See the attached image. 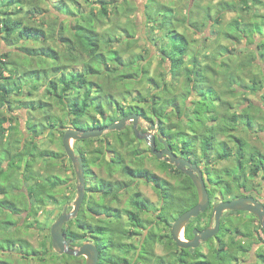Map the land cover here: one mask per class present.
I'll return each instance as SVG.
<instances>
[{
  "label": "trees",
  "instance_id": "1",
  "mask_svg": "<svg viewBox=\"0 0 264 264\" xmlns=\"http://www.w3.org/2000/svg\"><path fill=\"white\" fill-rule=\"evenodd\" d=\"M67 1L69 0H61L59 5L55 7L59 16L62 13L73 16L72 10L68 8ZM84 1L88 4H97L99 10H79V13H81L82 17H84V20L81 19L71 27V24L68 25L65 23L70 22V20L61 22L59 17H54V23L49 25L44 20L39 22L37 20L38 17L40 18L39 12H44V10L41 9L38 1L15 0L16 5L12 7H14V9L19 13L24 11L23 5L29 6V8L25 11L27 20H24V18L14 17V12L10 10L12 8L11 5L13 0H0V2L6 3V6H3V8L0 6V39L3 41L2 44L5 43L6 47H9L7 51L0 55V150H2V153L0 152V179H2L0 180V196L1 194L5 195L7 191L3 179L4 174H7L8 180L11 177L15 180L17 174L20 175L23 185L28 184L31 181H38L40 178L42 181L41 187L35 189V191L34 188H28L29 190L27 194L29 196V204L27 206L16 211L15 209L11 210L5 206L1 207L0 205V209H2L3 213L9 211L13 216L20 217L22 213L29 211V216L38 215L39 211L43 209V206L47 205L49 199L52 195H54V192L65 184V181H63L59 175H52L51 173L46 172V176L41 177L37 174L38 172L36 170V166L40 162L43 163L42 166L45 171L50 170L51 167L55 165V159L58 158L57 154L40 147L37 143V138L39 136L47 132L50 134L52 130L58 131L59 127V124H57L58 120L47 109L49 104H47L44 100H40L38 104L33 103L32 100L30 101V96L34 94L35 91H39L41 85L44 86V91L46 92V95L51 98V100L58 102L68 110L67 115L69 117H73L70 124L74 127V129H100L118 122L121 118L130 114H140L148 121H153V118L155 117L161 124V133L166 134L167 131V134L172 135L173 139L179 138V134L182 131L185 132L187 137L190 135L199 137L200 133L196 130L199 125H203V130L208 133L211 132L212 138L209 139L203 146L201 155L202 158H210L212 139L215 138L219 143L223 142V144H225L227 139L235 141V147H237V149L234 152L238 155V158L236 159L238 169L234 172L235 176L231 175V182L235 183L240 174L244 173L246 176L248 168L247 165H251L250 162H252V165L250 166L252 178L258 176L261 171L264 172V154L259 152L262 162L256 165L254 162L255 156L246 154L244 150L248 143L243 138L236 135L238 132L242 131L251 133L257 121L259 122V131L261 133L264 131V117L258 116V114L264 113V108L259 107L256 102H252L247 98L248 94L257 95L259 92H264V78L261 80L260 77H258V79H253L251 85L247 87L248 89L245 84V88L242 89L243 91H239L237 86H229L228 84L223 83L222 85H225V88L221 86V89L224 91L226 90V92L224 94L220 93L219 88L214 85H216L215 81L222 75V73H216L214 67H212L210 80L207 77L208 74L203 73L206 66L202 68L203 63L207 60H202L200 58L198 61V56L202 55V52L199 50V48H201V44L198 45L199 47H196L194 40L178 29L183 27L182 29H185V31H193L195 33L194 35H198L199 33H202L201 29L204 26L205 28L210 27L208 24L209 22L205 23L202 21L200 23L197 16L193 15L191 17L192 4L190 7H186L188 12L186 11V14L184 15L181 11L183 9L180 7L184 0H173L174 4L172 2H164L166 0L146 1L145 10L143 11L147 17L149 34L154 37L153 45L155 46V58H159L161 63L164 62V65H168L163 67L160 74H152L150 71V58L153 53H150L148 58L139 60L136 64L133 59L126 62L122 56L118 55L116 56L117 60L114 61L116 62L115 68L110 69V71L108 54H106L105 51L100 52V47L92 48L89 52H87V55L85 54V47L83 46V39H85V36H82L79 41L78 46L80 50L77 48L79 55L76 56L72 53L73 44L67 43L71 40L69 38L70 35L67 32L69 27L71 28L73 34H76V27L80 25L78 28H80L83 33L85 30L89 29L90 32L98 35L97 33L99 30L97 27L99 24L109 21L112 17H115L118 20L122 18V15L131 16L134 14V11H136L134 10V6L131 7L129 0H124L123 2H121L122 0ZM234 1L235 5L233 6L229 4L226 9L227 11L234 12L237 10L239 4L243 0H238L240 3L236 0ZM259 1L260 0H244L242 3L245 4V10L247 8L250 10L251 4L248 5L247 3H256ZM27 2L29 5L26 4ZM196 2L197 0L194 1L192 7ZM8 3H11V5L8 6ZM168 4H173L174 6L176 5V10H169L171 7L168 6ZM122 5H125V10H119ZM91 7H93V5ZM154 10H157V13L154 14ZM173 11H176V13H173ZM216 20L218 21L220 18L217 17ZM254 22L255 21L253 20H247L244 22L235 20L230 25V27L233 26L231 32H229V28L226 29L227 31L225 33V37L235 40L250 37L252 40L257 34H261L264 38L263 33H258L260 31L264 32V23L260 25L259 23L256 24ZM49 31H56L57 33H50ZM64 34H66V36ZM212 35L205 37L203 41L212 42L213 44L217 43L219 41V36L217 35H220V33L215 35V37ZM130 37L132 39L128 40V49H131V41L135 40L132 34H130ZM33 40H35L34 42L37 44L41 43L43 47L45 44H48L49 40L55 41L58 45L66 44L68 51H55L56 53H54L53 50L47 49V55L51 53L56 59L51 60V58H48L45 67L42 69L38 64L27 66L21 62H10L12 52H14L12 47H14L15 50L26 52L24 53V57L26 59L32 58L33 60H36L39 54H43L40 56H44V53H40V51H37V54H35L36 52L32 53L31 50L28 49L27 45ZM256 42L257 40L254 39L251 43L255 44ZM204 47L208 48L207 44H205ZM256 47L260 51L251 52L250 63L245 65L244 70H249L248 67H254V65L258 63L259 59L264 62V41L257 44ZM2 50L3 49L0 51ZM32 50L35 51L36 48H33ZM216 56L217 54L215 53L211 56L213 61L217 60ZM188 57H191L190 65L193 66V68H188ZM130 58H132V56H130ZM144 62H147L146 65H144ZM78 65H82V68L77 69L76 66ZM211 66L215 65H210V67ZM262 72L264 73V68ZM5 73H8V75L5 76ZM202 73L203 76H205L204 79L207 80L206 83L211 82L209 95L207 98H204L205 101L208 99L211 102L205 103L203 110L201 105H194L198 104L197 102H199L200 99L199 95L204 92L202 87L198 85V81ZM28 74L30 75L29 78ZM93 78L103 79V82L99 83L93 80ZM160 79L162 81L161 84L159 82ZM226 79L228 82L233 83L234 74H228ZM169 80L171 81L168 84ZM178 80H182V83L185 82L189 84V87L183 89L182 91H177L179 93L178 95H171L167 86L171 89H176ZM193 80L195 82L197 81V84H192ZM146 81H148V85H150L146 94H144L146 98L143 96L142 90H140L138 94L131 99V102H133L134 105L127 103L121 104L112 92L114 91L115 84H118V88L120 90L123 89L122 93L126 94L128 92L129 94V92L132 91V88L137 89V87L143 86ZM159 84L160 86H163L159 87ZM124 87L126 89H124ZM229 87H231V90H229ZM42 93L44 94V92ZM227 96H230L233 99H236L237 97H242L241 99L245 98L246 102L249 101V106L247 108H240L239 106H236L235 103L225 100L224 98ZM261 99V101L264 102V94H262ZM140 100H143L144 105H141L142 101L140 102ZM104 101L109 102L110 104L108 106H104ZM111 105L113 107L111 109L113 113H116V116L104 119V112L107 109H110L106 107H111ZM145 105H147V107H145ZM15 107H24L31 112L40 109L44 111L47 117L44 121H27V133H29V139L26 140L24 137L26 142L14 139L12 143H10V146H8L2 139L9 136V131L14 132L18 130L16 127L18 118L15 113H13ZM254 107L257 108L256 113L254 115L249 114V109L252 110ZM204 108L207 109L204 110ZM216 108L218 111L214 110ZM205 111L206 115L204 113ZM203 114L206 118H208L207 121L203 120ZM98 116L100 118H96ZM6 123H9L10 126L5 127ZM63 125V123H60L61 127ZM165 125H167V128H165ZM260 127L263 128L262 131L260 130ZM62 134L64 136L65 131ZM128 134H132L129 129L121 132H107L103 135V137L77 141L75 143L77 144V146L75 145V150L82 156L84 161L86 179L91 175L92 165L103 166L105 168L107 167L106 169L110 171L109 174H113L115 168L119 165L118 158L116 157L121 149L118 148L121 144L120 137ZM219 134L224 136L225 140H220L218 137ZM108 136H111V138H108ZM92 142L95 143L94 146L91 145ZM79 143H86L87 147L81 148L78 145ZM194 144L196 145V143ZM12 146H17L16 151H11ZM89 148H92L91 151L95 154L91 161L88 160L90 155L88 154ZM123 149L124 148H122V150ZM187 149L188 148L185 146L186 152ZM2 156L4 158H2ZM218 158L221 160H227L228 156H226V154H219ZM142 176L147 177L149 181L154 182L157 191H160L162 186L159 178L153 176L152 174H144ZM186 180L185 181L188 184L186 187V195H181L180 191L175 193L174 189H164V201H166L165 205L167 206V209L172 211V221L176 219L177 215H182L189 209L193 208L198 201L197 191L193 182L188 177ZM98 183L99 186L94 187L95 190H101L103 191L102 193L107 196L111 194L109 190L112 189L114 192L113 201L118 199L117 190L119 188L117 183L106 182L104 179L98 180ZM227 183L225 192L224 190L221 191L224 197H230L234 193L229 185L230 182ZM246 183V178L243 183H237L238 185L236 184V190L239 191L238 189L247 186ZM209 194L210 197H212L211 191H209ZM186 199H194L196 203L192 202L189 204ZM133 201L134 206L141 209L140 206L143 205V202L138 198ZM1 202L2 201L0 200V203ZM93 206L96 207L94 212L98 210L97 213L99 214L106 213L108 215H115V211L111 207H108L99 201H94ZM85 214L86 210L83 205L78 218L76 220H70L64 226V234L67 239H72L73 241L75 240L74 246H78L83 243L88 236L87 229L89 228L88 230L96 235L94 238H96V245L99 250L107 248L115 251L114 254L111 253L108 255V259H106L107 263L115 262L116 259L119 258V254L122 253V251L126 250L125 253H128L127 251L133 249L131 245L122 241V235L127 233V230L123 227L122 222H115L112 220L104 222L98 220L96 225L93 226L86 223ZM130 215L133 221H136L139 225H141L137 214L132 212ZM205 215L206 214H202L201 217ZM5 222L4 217L0 216V256H2L0 264H21L22 260L26 259V262H28L32 260V257L38 258V262H41L39 258L41 256L38 257L39 251L33 248L26 240L22 238L18 239L20 237L19 222H8V220ZM6 228L8 229V232L6 231ZM10 229H14L12 231L14 233L13 237L8 234ZM192 229L193 223L190 222L185 230V236L188 240L193 238ZM222 233L223 230L221 228L219 235L221 236ZM218 239V245L212 249V252L209 250L207 254H204L201 252L202 247L183 250L185 254L179 256L178 258L171 259L170 264H233L237 259L235 257L237 251H244L245 253L247 251V246L244 245L242 241H235L234 239H231L229 243H226L222 240L223 236ZM151 240L156 241L155 237L151 238ZM170 241L172 242L170 246L171 248L176 250L179 249L172 238H170ZM2 242H6L8 245L3 246ZM212 242L213 239L208 244H212ZM17 245H19V249L18 252L15 253L13 248ZM170 247L167 246L169 249ZM51 249L52 243H50L48 247L47 245H44L42 252L43 264H63L61 258L59 259L55 253L50 255ZM233 250H236V253ZM142 253L141 256L143 257H145V254L148 253L145 247L143 248ZM16 254L20 257V262L13 263L12 257ZM45 256L48 257V260L45 259ZM172 256H174V254ZM60 257H64L68 260L72 259V257L66 255ZM154 257L157 261L162 260L163 256L155 255ZM261 258L264 261V255H262ZM55 259H59V261L57 262ZM26 262L25 264H29Z\"/></svg>",
  "mask_w": 264,
  "mask_h": 264
},
{
  "label": "rangeland",
  "instance_id": "2",
  "mask_svg": "<svg viewBox=\"0 0 264 264\" xmlns=\"http://www.w3.org/2000/svg\"><path fill=\"white\" fill-rule=\"evenodd\" d=\"M37 1L41 9L44 10V12H39L40 18L38 17L37 20L39 22L44 20L46 21V23H48V25L54 23L55 21L54 17H57V18L59 17L61 22L70 20V22H65V23L68 25L71 24V27H72L74 26V24H76V22L80 21L81 19L84 20V17H82L81 13H79V10H96V11L99 10V7L97 4H88L84 0H77L76 2L75 0L72 6V9H71L73 12V16L69 15L68 17H63L64 19H62V16H59L56 10H52L53 7L57 6V5H54L55 4L54 0H34V2H37ZM123 1L124 0H122L121 2ZM145 1L147 0H129L131 7L134 6L135 8L134 10H136L134 11V14H132L131 16L122 15V18L118 20L115 17H112V19H109V21L99 24L97 27V29L99 30L97 33L98 35L90 32L89 29L85 30L83 33L82 30L78 28V26L80 25L76 27L77 28L76 34H73L71 31V28L69 27V30L67 32L70 35L69 38L71 40L69 39L70 42H67V43L73 44L72 53L75 54L76 56L79 55L78 54L79 51L77 50V48L79 49V46H78L79 41L82 38V36H85V39H83V42H84L83 46L85 47L84 49L85 54L87 55L88 54L87 52H89L92 48L100 47V52L105 51L106 54H108V57H109L108 60L110 62L109 71L110 69L115 68L116 62L114 61L117 60L116 56L118 55L122 56V58L126 62L130 59H133L136 64V62H139V60H143V58H148L150 53H153L150 58L152 60L150 71L152 74L154 73L160 74L163 67L166 66L167 64L164 65V62L161 63L159 58H155V48H154L155 46L153 45L154 37H152V35L149 34V28H148L149 26L147 25L148 24L147 17L143 11L145 9L142 7ZM194 1L195 0H184L183 4L180 6L183 9L181 11L184 15L186 14V11L188 12V10H186V7L188 8L190 7L191 4L193 5ZM236 1L240 3V1L238 0ZM242 2L239 4L237 10H235L234 12H229L226 9L228 8L229 4L233 6L235 5L234 0H197V2L194 4L193 7L191 5V8H192L191 17L193 15L197 16L200 23L202 21L205 23L209 22L208 24L210 25V27L205 28L204 26L201 29L202 33H199L198 35H194L195 33L193 31H185V29H182L183 27L178 28L180 29L181 32L185 33L189 38L194 40L195 46H198L201 44L200 45L201 48H199V50L202 52L201 54L203 55H207L208 53L217 54V58L220 59V62L216 63L215 66H211V67L206 66V69L203 71V73L208 74L207 77L210 80H211V73H212L211 68L212 67H214L216 73L218 74L222 73V75L216 79L215 81L216 85H214L215 87L219 88V91L221 94H224L226 92V90L224 91L221 89V86L225 88V85H222L223 83L228 84L229 86H234V87L237 86L239 91H243L242 89L245 88V84H246V88L249 87L253 79L255 78L258 79V77H260V80H261L264 78V73L262 72L264 68V62H262L260 59L258 63L254 65V67L250 68L246 66L249 68V70H244L245 65H247V63H250L251 52L260 51L256 47V45L264 41L263 35L257 34L252 39V40L254 39L257 40L255 44L251 43L252 40L250 39V37L248 38L244 37L239 40H235L232 38L229 39L225 37L226 36L225 33L227 31L226 29L229 28V32H231V29L233 26L230 27V25L235 20H239L241 22H244L247 20H253L255 21L254 23L256 24L259 23L260 25L264 23V0H260L259 2H256V3L248 2L247 3L248 5L251 4L250 10L248 8L245 10V4H243ZM26 4L29 5L28 2ZM173 4H171L172 7L169 10H176V5L174 6ZM247 4H246V7H247ZM7 5L8 6L11 5V3H8ZM14 5H16L15 0H13L11 7ZM92 5L93 7H91ZM0 6L1 8H3V6H6V3L0 2ZM23 8H24V11H21V13L17 12L14 9V7H12L10 10L14 12V17L24 18V20H27L26 19L27 17L25 16V13H26L25 11L29 8V6L23 5ZM125 8H126L125 5H122V7L119 8V10H125ZM153 13L154 14L157 13V10H154ZM173 13H176V11H173ZM182 13L181 15L183 16ZM217 17H219L220 20L217 21L216 20ZM49 32L57 33L56 31H49ZM211 32L213 34V37H215V35L220 33V35H217L219 36V41L215 44H213L212 42L203 41L205 37H208L209 35H211ZM258 33L264 34V32H261V31ZM130 34L134 36L133 38L135 40L131 41L132 42L131 49H128V43H129L128 40L132 39L130 37ZM64 35L66 36V34ZM34 41L35 40L29 42V44L27 45L28 49L31 50L32 53L36 52L35 54H37V51H40V53L41 52L44 53V56H40L43 54H39L38 57L36 56L37 57L36 60H33L32 58L26 59L24 57V53L26 52L15 50V48L12 47L14 52H12V57H11L10 62L12 63L21 62L22 64L24 63V65L26 64L27 66L32 65V64H36V65L38 64L40 68L42 69L43 67H45V64L48 61V58H51V60L56 59L54 58L55 56H53V54L51 53L47 55L46 53L47 49L53 50L54 53L59 52V51H62V52L68 51V47L66 44L58 45L53 40H49L48 44H45L44 47L41 45V43L37 44ZM2 43L3 41L0 39V50L3 49L2 51H0V55L3 52L7 51L9 48V47H6L5 43L4 44ZM205 44H207L208 48L204 47ZM4 46L6 49L4 48ZM33 48H36V50L35 51L32 50ZM130 56H132V58H130ZM146 63L147 62H144V65H146ZM76 68L80 69L82 68V65H78L76 66ZM134 70L137 71L136 69ZM203 73L201 74V77L199 78L198 85L202 87L204 92L202 94L200 93L199 95L200 99H199V102H197L198 104H194L195 106L201 105L202 110H203L205 103L211 102L208 99L206 101L204 99V98H207L209 95V88H210L211 82L206 83L207 80L204 79L205 76H203ZM228 74H234L233 83L227 81L226 77ZM7 75L8 73H5V76ZM29 76L30 75L28 74V78ZM93 80L99 83L103 82V79L93 78ZM170 81L171 80L168 81V84L170 83ZM181 81L182 80H178L176 89H173V88L171 89L169 86H167V89L170 91L169 93H171V95H174V94L178 95L179 93L177 91L179 90L182 91L183 89L189 87V84L185 82L182 83ZM159 82L160 84L162 83L161 79L159 80ZM196 82L193 80L192 84L194 83L197 84ZM148 84H149L148 81H146L143 86L141 87L139 86L137 87V89L132 88L131 89L132 91H130L129 94L128 92L126 94L122 93L123 89L120 90L117 86L118 84L117 85L115 84L114 91L112 92L121 104L127 103V104L134 105V103L131 102V99L134 98L140 90H142L143 96L146 98L144 94H146V91L150 86ZM160 84H159V87H162L163 85L160 86ZM124 89L126 88L124 87ZM229 90H231V87H229ZM42 92H44V94ZM258 94L257 95H254V94L247 95L246 94V95H247L248 100H251L252 102H256V104L259 107H263L264 102L261 101L262 100L261 97H262V94H264V92H259ZM30 97H31L30 101L32 100V102L35 104L36 103L38 104L40 100H44L47 104H49L47 109L48 111L51 112V114H53L54 117H56V119L58 120L57 124H59L58 131L52 130L50 134L49 132H47L37 138V143L38 145H40V147L54 152L55 154H57V157H58L57 159H55V165L51 167V169L48 171H45L43 169L42 162L38 163V165L36 166V170L38 172L37 174H39V176L41 177L46 176V172L51 173L52 175L53 174L59 175L60 178L63 181H65V184L54 192V195H52V197L49 199L47 205L43 206V209L39 211L38 215H32V216L27 217L25 220H22L24 217L21 219L20 217L13 216L12 214H10L9 211L3 213L2 209H0V216L4 217V222L7 220L8 222L18 221L19 226H20L19 227L20 237L18 239L22 238L26 240L28 243H30V245L33 248H35L37 251H40L41 247L44 248V245H47L48 247L50 243H52V239L50 235L52 225L55 223L56 219L62 214L66 206H68L69 208L73 206V202L75 201L77 197V180H76L75 171L62 145L63 137H64L62 133L66 131L67 129H70V128L74 129V127L70 124V122H72L71 120L73 117H69L67 115L68 110L63 105L59 104L58 102L51 100V98H49L46 95V92L44 91V86L41 85L40 90L35 91V93L32 94ZM241 98L237 97L236 99H233L230 96H227L224 99L235 103L236 106H239L240 108H247L249 106V101L246 102L245 98L243 99ZM180 100L182 101L181 98ZM140 102L142 103L141 105H144L143 100H140ZM103 104L104 106H108L110 103L104 101ZM145 107H147V105H145ZM106 108H110V109H107L104 112V119L106 118L108 119V118H112L116 116V113H113L111 109L113 108L112 105L111 107H106ZM206 109L207 108H204V110ZM214 110L218 111L217 108ZM13 111H14L13 113H15L16 117L18 118L16 122V127L18 130L14 132L9 131V136L6 137L5 139H2L8 146H10V143H12L14 139L20 140L23 142H26L25 139L26 140L29 139V133H27V121L29 120L44 121V119L47 117L44 111L40 109L31 112L28 109H25L24 107H21V108L15 107ZM256 111H257V108L255 107L252 110L249 109V114L254 115ZM204 113L206 115V111ZM205 115L203 114L202 118L204 121H207L208 118H206ZM258 116L264 117V113H260L258 114ZM96 118H100V117L98 116ZM60 123H63L64 125L61 127ZM258 124L259 122L257 121L251 133L242 131L236 134L238 137L243 138L248 143V145L245 146L246 148L244 150L246 154L255 156L254 162L256 165L262 162L261 161L262 158L259 156V152L261 154H264V131H262L263 128L261 127H260V130L262 131L263 134L259 131ZM9 126H10L9 123L5 124V127H9ZM144 127H147L146 123L144 124ZM203 129H204L203 125H199V127H197L196 131L200 133L199 137H195L193 135H190L189 137H187L185 132L182 131L179 134L180 137L175 138V140L177 139L175 141V147L176 148L180 147L179 144L181 146H186V148H188L186 152V156L194 160L192 161L194 164L204 169L205 171L204 177L207 183V187L209 191L212 192V201H211L212 204H216L221 201H225L229 199L227 197H224L221 192L222 190H224L225 192L226 186L228 184L227 182H230L229 185L231 186V189L233 190V188H235L236 186L234 184L243 183L246 178L247 184H252L257 189H260V186L262 185V181H263L261 175H258L256 180L253 178L251 180L249 179V176H250L249 173L251 172L250 166L252 165V162H250L251 165L249 164L247 165L248 168L246 166L247 168L246 176L244 173L240 174L239 178L236 179L235 183L231 182V175L235 176L234 172H236L238 169L237 162L235 161V159L238 158V155H236V152H234L237 149V147H235L234 140L230 141L227 139L225 141V144H223V142L219 143L218 140H216L213 137L214 138L212 139L213 141L211 140L212 145H211L210 158L204 159L201 157L203 146L209 139L212 138L211 132L208 133ZM81 130L86 131V129H81ZM219 135L218 137L220 140H225L224 136H221V135L219 136ZM108 138H111V136H108ZM194 143H196V145ZM75 145L77 146V144H74V148H75ZM78 145L81 148L87 147L86 143H79ZM91 145L94 146L95 143L92 142ZM16 149H17V146L11 147V151H16ZM0 152L2 153V150H0ZM219 154H226V156H228V159L227 160L219 159L218 158ZM2 158L4 157L2 156ZM91 170L95 172L96 178L109 177V175L107 174V171L104 168L98 169L95 167V165H92ZM3 179L5 182L7 191L5 195L1 194L0 200L2 202L0 203V205L1 207L3 206L8 207L11 210L15 209L16 211L18 209L20 210L24 208L25 206L29 204V196L27 194L29 190L28 188H34V191H35V189L40 188L42 185L41 178L38 179V181H31L28 184L23 185L21 176L18 174L15 180H13L12 177L8 180L7 174L3 175ZM179 179L180 177L175 176L174 174H172L170 178V180L172 181V184L182 182ZM153 200L157 204V208H158L160 206L159 197H155L153 198ZM186 201L189 204H191L192 202L196 203L194 199L193 200L186 199ZM225 215H227V213L224 214L223 220L225 218ZM246 217L248 218V215H246ZM210 220H211V216H210V212H208L203 222L204 226H207ZM226 220L227 222L224 224L222 228L223 230L222 240L226 243H229L230 240L232 239L231 238L232 234L228 233L229 232L228 231V221H229L228 216H226ZM195 221L196 219H192V223H195ZM238 224H239L240 230H242L241 226L246 225L245 223H243V221H240ZM250 227L258 229V223L254 221L253 223L250 224ZM13 230L10 229V232L8 233L9 236L11 237H13L14 235V233L12 232ZM155 230L156 232H159L160 228L158 227V225L156 226ZM6 231L8 232L7 228H6ZM166 232H168V230H166ZM243 240L244 238L242 239V241ZM218 242L219 241L217 239H214L212 244L203 245L201 248V252H203L204 254H207L209 250H211L212 252V249L218 245ZM245 242L247 244L246 245L247 251L249 250L248 252L249 253L251 252L253 256H251L250 254L247 255V253L244 255H240L238 256L239 261L237 262V264H262L260 261L262 260V258L258 259L255 254V251L260 247V245L256 244L254 247V250H251L252 242H255V241L251 242V240H245ZM2 243H3V246L8 245L6 242H2ZM263 244H262V248H260L261 250L260 253L262 255H264V248H263L264 245ZM164 246H165L164 243H161V245H157L156 252L161 255H164L166 253ZM18 249H19V245L13 248L15 253L18 252ZM56 256L59 259L61 258V261L63 264H67V262L69 261L68 259H65L64 257H60V255L58 254H56ZM45 259L48 260V257L45 256ZM59 259L57 260L55 259V260L58 262ZM149 259H150L149 255L145 254V257H143L136 264L148 263ZM1 260H2V256H0V261ZM12 260H13L12 261L13 263L20 262V257L18 256V254H16L14 257H12ZM25 262H26V259L22 260L21 264H25ZM170 262L171 261L169 260V257H167V255H164L162 257V260L156 261L154 259V264H163V263L170 264ZM26 263L38 264L39 262L37 261L35 257H32V260Z\"/></svg>",
  "mask_w": 264,
  "mask_h": 264
},
{
  "label": "flooded vegetation",
  "instance_id": "3",
  "mask_svg": "<svg viewBox=\"0 0 264 264\" xmlns=\"http://www.w3.org/2000/svg\"><path fill=\"white\" fill-rule=\"evenodd\" d=\"M196 47H199V46H196ZM210 54H207V55L202 54L201 56H198V61L200 58L202 60L203 59L207 60L206 62L203 63L202 68H204L205 66L216 65V63L220 62V59L217 58V56H216L217 60L213 61L211 57L213 54L212 53ZM190 61H191V57H188L187 58L188 68L189 67L193 68V66L190 65ZM212 61L214 64L212 63ZM141 118L142 120L140 121V124L138 125V130L143 131V133L149 136L151 134L154 135L155 148L157 149L158 152L163 153V157L158 158L157 155H155L152 152L151 141H147L145 139H139L136 136L135 131H134L133 122H130L128 123L125 130L129 129L132 132V134L123 135L120 137L121 144L118 148H121V149L119 150L118 156L116 157L118 158L119 165L118 167L115 168V171L113 172V174L112 175L109 174L110 171L106 169L107 167L105 168L103 166L95 165V167L98 169L104 168L107 171V174L109 175V177L96 178L95 172L91 170V175L88 176L86 179L87 180L86 181V194H85V200L83 203L85 210H86V214H85L86 223L95 226L98 220L104 221V222L105 221L107 222L108 220H112L115 222L116 221L122 222L123 227L125 228V230H127V233L122 235L123 236L122 241L133 247V249H131L130 251H127L128 253H125L126 250L122 251V253L119 254V258H117L116 261L112 263H107L106 259H108V255H110L111 253L114 254L115 251L113 249L109 250L107 248L103 250L98 249L99 250L98 264H136L143 258V256H141V253L144 247L146 248L148 252L147 255H150L148 264H154V259H155L154 256L161 255L156 252L157 245H161V243H164L165 245L164 247L166 250V253L164 255H167L170 261L171 259L178 258L179 256L185 254V252L183 251L184 249H180L178 247L180 250L179 249L176 250L170 247L172 243L170 241V238H172V226L181 215H177L176 219L172 221V216H173L172 211L170 209H167V206L165 205L166 201H164V194H165L164 189H167V190L174 189L175 193L180 191L181 195H186V187L188 185L186 183L187 181L186 179L188 176L186 175V173L178 170L175 165L171 164L168 161L169 156L165 154L164 152L166 150L168 152H172L177 158H185L192 164H194L192 162L194 160L186 156L185 146H181L179 144L180 147H177V148L175 147V141L177 139L176 140L173 139L172 135L167 134V131H166V134L161 133L160 131L161 124L155 117L153 118V121L152 120L148 121L144 119L142 116ZM145 123L147 124V127H144ZM152 125L155 126L154 132L152 131ZM165 128H167V125H165ZM122 148L124 149L122 150ZM91 150L92 148H89L88 150L89 151L88 154H90L88 157L89 158L88 160L90 161L95 156V154ZM76 154L80 155L77 152ZM202 171L204 174L205 172L204 169H202ZM144 174L145 175L152 174L153 176H156L157 178H159L160 184L162 186L160 188V191H157L154 182H151L148 180L147 177L142 176ZM172 174H174L175 176H179L180 177L179 180L182 182L172 184V181L170 180ZM75 175H76V172H75ZM249 175H250L249 179L251 180L252 179L251 172ZM259 175L262 176V179L264 181V172L261 171ZM100 179L101 180L104 179L106 180V182H113V183L118 184V188H119L117 190L118 199L116 201H113L114 192L112 189L109 190L111 194L107 196L104 193H102L103 191L101 190L97 191L94 189V187L99 186L98 180ZM253 179L256 180L257 176L253 177ZM263 181H262V185L260 186V189H257L252 184L246 183L247 186L242 187L238 189L239 191H237L236 186L238 184L237 183H236L237 185L234 184L236 186L235 188H233V191H234L233 195L230 197H227L229 199L225 201H232V200L241 199V198H254L255 200H257L258 202H261L264 205V182ZM155 197H159L160 206L158 208H157V204L153 200V198ZM136 198L140 199L143 202V205L140 206L141 209L134 206L133 200H135ZM210 198L212 201V197ZM94 201H99L105 204L106 206L111 207L115 211L114 213L115 215H108L106 213L99 214L97 213L98 210L94 212V209H96V207L93 206ZM213 205L214 204H212L211 202L209 209H208L209 211L207 210L205 213H203V214H207L208 212H210L211 220L209 224L207 226H204L203 222L205 220L206 215L201 217L202 215L201 214L198 218H195L196 221L195 223H193V229H192L193 231L195 229L205 230L206 228L210 227L212 223H213L212 226L213 227L215 226V221L213 218ZM73 209H74L73 206L70 208L68 207L69 212H71ZM80 211L77 214L76 218H73L71 220H76L78 218V215L80 214ZM132 212L137 214L138 219L140 221L139 223H141L142 226L139 225L136 221L132 220L131 215H130V213ZM226 213L227 215H225L224 220H223L224 215L221 219V228H223L224 224L227 222L226 216H228L229 218V221H228V231L229 232L228 233L232 234L231 238L234 239L235 241H242V239L244 238V240L242 241L244 245H247L245 240H251V242L255 241V242H252L251 250H254V247L256 244L260 245V247L255 251L256 257L260 259L262 257V254L260 253L261 252L260 248H262V244L264 243L263 242L264 230L262 229L258 218L255 215L249 212H246V211H231V212H225L224 214ZM246 215H248V218L246 217ZM27 217H29V211L22 213V215L20 216L21 219L23 218L22 220H25ZM240 221H243V223L246 224L244 226H241L242 230L239 229L240 227L238 223ZM254 221L258 223V229L250 227V224L253 223ZM190 222H192V220ZM157 225L160 228L159 232H156L155 230ZM221 228H220V231H221ZM88 229H87L88 236L83 241V243L81 245L74 246V243H75V240H74L72 248L82 246L84 243H90V244H94L95 246H97L96 238H94L96 237L95 233L93 232L91 233L90 230ZM166 230H168V232H166ZM220 231L217 235L212 237L207 243H202L200 247H202L203 245H207L212 239L213 241L214 239L219 240L218 238L219 237L221 238L222 236V234L221 236L219 235ZM154 237L156 241L151 240V238H154ZM184 238L186 239L185 232H184ZM167 246H169L170 249L167 248ZM233 251L236 253V250H233ZM248 251H246L247 255L250 254L251 256H253V254H251V252L249 253ZM42 252H43V248H41L38 253V257L41 256L39 257L41 262H39L38 264H43ZM50 252H51L50 255H52V253L57 254L53 250V248L50 250ZM246 253L244 251H237V253L235 254V257L237 259L234 261L233 264H237V262L239 261L238 256L244 255ZM173 254L174 256H172ZM164 255H161V256H164ZM60 256H64V255H60ZM69 257H72V259L71 260L69 259L67 264H86L87 262V258L84 256H81V257L69 256ZM36 259L38 261V258ZM260 261L262 264H264L263 259Z\"/></svg>",
  "mask_w": 264,
  "mask_h": 264
},
{
  "label": "water",
  "instance_id": "4",
  "mask_svg": "<svg viewBox=\"0 0 264 264\" xmlns=\"http://www.w3.org/2000/svg\"><path fill=\"white\" fill-rule=\"evenodd\" d=\"M142 120L139 114H130L118 122H115L109 126L95 129V130H77L70 128L65 131L63 137V147L69 160L72 162L73 168L76 172L77 180V197L73 202L74 209L69 212L68 206H66L62 214L56 219L55 223L51 227L50 235L52 239V248L59 255L84 256L87 258L86 264H98L99 262V250L97 246L90 243H84L82 246L72 248L73 240L67 239L64 234V226L71 219L76 218L79 213L86 194V177L83 159L80 155L76 154L74 144L77 141H84L89 139H95L102 137L107 132L124 131L128 123L133 122L134 131L139 139H145L151 141V150L157 155L158 158L163 157V153L158 152L155 148L154 135L150 136L138 130V125ZM155 126L152 125V131L154 132ZM169 156L168 161L175 165L178 170L186 173V175L193 182L197 194L198 203L185 213H183L172 226V239L180 249H197L202 243H207L212 237L217 235L221 228V219L225 212L231 211H246L255 215L264 230V205L258 202L254 198H241L232 201H222L213 205V223L205 230L195 229L193 231V239L187 240L184 238V232L187 225L192 219L198 218L201 214L205 213L210 206L211 198L209 189L204 178L203 171L196 164L190 163L185 158H177L172 152L167 150L164 152Z\"/></svg>",
  "mask_w": 264,
  "mask_h": 264
},
{
  "label": "crops",
  "instance_id": "5",
  "mask_svg": "<svg viewBox=\"0 0 264 264\" xmlns=\"http://www.w3.org/2000/svg\"><path fill=\"white\" fill-rule=\"evenodd\" d=\"M61 0H54V5H59ZM75 0H69L67 1V5H68V8L72 9V6L74 4ZM169 2H173V0H167L166 3H169ZM146 1L144 2V4L142 5V7L145 9V5H146ZM168 6L172 7L170 4H168ZM52 10H56L55 7L52 8ZM70 14H64L62 13L60 16H62V19H64L63 17H68ZM212 35V34H211ZM213 36V35H212Z\"/></svg>",
  "mask_w": 264,
  "mask_h": 264
}]
</instances>
